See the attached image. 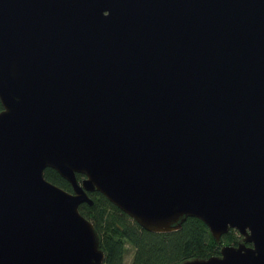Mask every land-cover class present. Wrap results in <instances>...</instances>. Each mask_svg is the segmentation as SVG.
I'll list each match as a JSON object with an SVG mask.
<instances>
[{"label":"water","instance_id":"water-1","mask_svg":"<svg viewBox=\"0 0 264 264\" xmlns=\"http://www.w3.org/2000/svg\"><path fill=\"white\" fill-rule=\"evenodd\" d=\"M0 106V264H101L92 191L264 264V0H0Z\"/></svg>","mask_w":264,"mask_h":264},{"label":"trees","instance_id":"trees-1","mask_svg":"<svg viewBox=\"0 0 264 264\" xmlns=\"http://www.w3.org/2000/svg\"><path fill=\"white\" fill-rule=\"evenodd\" d=\"M42 175L50 183L71 191L69 183L53 169L44 168ZM75 177L79 180L81 175L75 173ZM87 195L91 204H79L78 211L97 233L104 256L101 264H123L126 245L132 248L129 264H179L190 258L217 255L221 245H235L241 238L235 230L229 229L216 242L206 226L194 217H186L176 230L149 232L100 193L92 191Z\"/></svg>","mask_w":264,"mask_h":264},{"label":"rangeland","instance_id":"rangeland-1","mask_svg":"<svg viewBox=\"0 0 264 264\" xmlns=\"http://www.w3.org/2000/svg\"><path fill=\"white\" fill-rule=\"evenodd\" d=\"M125 247L126 248H125V255H124V258H123V264H129L130 257H131V254H132V248L129 245H126Z\"/></svg>","mask_w":264,"mask_h":264}]
</instances>
